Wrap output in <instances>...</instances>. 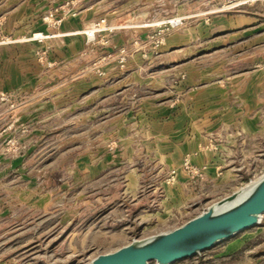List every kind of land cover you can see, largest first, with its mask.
I'll return each instance as SVG.
<instances>
[{
    "label": "rangeland",
    "instance_id": "1",
    "mask_svg": "<svg viewBox=\"0 0 264 264\" xmlns=\"http://www.w3.org/2000/svg\"><path fill=\"white\" fill-rule=\"evenodd\" d=\"M100 1L0 0V264H86L264 172V0ZM221 79L256 135L185 105ZM261 218L173 264H264Z\"/></svg>",
    "mask_w": 264,
    "mask_h": 264
},
{
    "label": "water",
    "instance_id": "2",
    "mask_svg": "<svg viewBox=\"0 0 264 264\" xmlns=\"http://www.w3.org/2000/svg\"><path fill=\"white\" fill-rule=\"evenodd\" d=\"M263 215L264 172L180 225L133 239L86 264H173L259 224Z\"/></svg>",
    "mask_w": 264,
    "mask_h": 264
},
{
    "label": "crops",
    "instance_id": "3",
    "mask_svg": "<svg viewBox=\"0 0 264 264\" xmlns=\"http://www.w3.org/2000/svg\"><path fill=\"white\" fill-rule=\"evenodd\" d=\"M87 2V5L84 6V8H82L75 17H72L71 19H68V24L69 25H74V26H80V25H85L87 24L88 20L92 18L91 13L93 11H95V9L100 8L102 6V3L100 0H85ZM119 6V5H118ZM218 82V83H217ZM216 84H214V81H203L202 85L200 88H198L195 92H193L192 94L190 92H186L187 94L185 95L184 99L186 102V106L191 108V109H198L201 108L203 105H208L207 107L210 108H214L216 107L217 110H211L212 114L217 113L218 115V125H215V127H217L219 130L221 129H237L240 128L241 130H244V127L246 126H242V121H236L238 123H235V120L239 119L240 117L243 118L244 115L242 113V107L240 106H236L234 104H227L226 102V92L228 93L229 91L232 90H225V85H224V80H220L217 81ZM234 88V87H233ZM235 91V90H233ZM206 99V100H205ZM204 100V101H203ZM184 104V103H183ZM181 107V105H180ZM175 109V116L178 117V107H172V109H170L171 111ZM230 115L228 117V115ZM253 114V118L255 119L254 124H249L247 125V127L245 128L246 132L252 134V135H256V133H258V122L256 121L257 119V114H255V112H252ZM249 113L247 115V119H249ZM230 117H232L230 120H228ZM252 118V117H251ZM234 120V122H232ZM253 121V119H252ZM175 123V122H174ZM179 123L180 125V121H176V125ZM236 140H238V137H235L232 139L229 133H226L225 138L220 141L221 143L223 142H229V144L235 143ZM198 142H187V143H172V147H178L179 145L183 148V149H189L190 150H194L197 151V154L194 156L193 159L197 160L198 162L202 160V162H205L208 164V162L211 160L212 162H215L217 160V157L214 158V155L210 156V153H205V152H199L198 150H196V146H197ZM222 145V144H219ZM229 174V178L228 179H232L234 180L236 177V173H228ZM211 178V177H209ZM220 181H217L218 186H220L221 183H219ZM221 188V187H220ZM197 195L196 192L194 190H191L189 195L186 196V199L192 197V195ZM181 196H185L183 195H178V198L181 199Z\"/></svg>",
    "mask_w": 264,
    "mask_h": 264
},
{
    "label": "built area",
    "instance_id": "4",
    "mask_svg": "<svg viewBox=\"0 0 264 264\" xmlns=\"http://www.w3.org/2000/svg\"><path fill=\"white\" fill-rule=\"evenodd\" d=\"M89 34H92V32H89Z\"/></svg>",
    "mask_w": 264,
    "mask_h": 264
}]
</instances>
